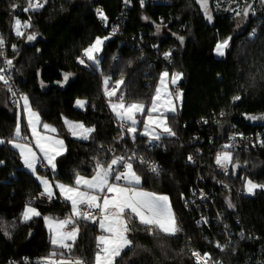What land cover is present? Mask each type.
Listing matches in <instances>:
<instances>
[{
	"label": "trees",
	"instance_id": "trees-1",
	"mask_svg": "<svg viewBox=\"0 0 264 264\" xmlns=\"http://www.w3.org/2000/svg\"><path fill=\"white\" fill-rule=\"evenodd\" d=\"M208 1L211 21L197 0H159L144 7L133 0L122 32L124 44L119 46L120 39L109 38L95 67L83 57V50L96 37L107 36L96 21L95 9L103 6L105 16L113 20L121 11L122 0H47L43 9L29 13L23 11L27 0H0V33L7 42L13 77L39 114L41 127L50 125L65 141L66 150L56 158L54 171L37 167L36 174L50 181L73 185L77 173L92 177L97 161L105 166L111 163L105 146L119 152L130 145L128 133L111 115L102 88L105 78L112 83L123 81L112 100L118 101L122 94L125 104L140 102L148 106L162 72L183 74L181 107L176 114L168 115L176 135L162 137L161 146L149 147L147 137L136 134L139 154L159 163L162 173L153 176L146 168L134 166L143 190L169 197L182 231L175 237L134 231L130 234L133 247L125 250L120 264H195L192 251L208 252L222 264H264V190L253 196L239 193L247 178L264 184V146L233 154V164L238 166L231 164L233 174L228 182L232 190L208 183L226 215L229 251L217 249L209 241V232L197 227L184 208L202 164V174L210 177L219 153L217 145L225 139L229 122L250 130L259 126L246 117L264 115V3L251 0L247 4L252 3L249 24L238 29L235 13L216 12L213 0ZM13 4L18 7L13 9ZM17 18L22 22L31 19L32 27L24 29L22 37L14 31ZM157 26L164 32H157ZM32 33L36 39L30 42L27 36ZM179 37H183V43ZM229 37L225 55L217 58L216 44ZM165 53H171L169 64L162 58ZM78 58L86 63L80 64ZM65 73L71 74L67 82ZM234 96L241 99L233 102ZM77 100L86 101L84 109L76 107ZM20 106L9 103V94L0 81V139L5 141L0 144V264H25V258L47 257L52 249L43 217L66 219L71 213L70 205L63 200L35 203L41 216L21 222L25 205L40 198L42 187L7 143L14 138ZM65 120L94 131L87 140L72 138ZM194 133L204 143L191 142L189 137ZM211 139L213 144L209 145ZM189 156L195 160L189 162ZM227 200L235 207H228ZM79 228L70 256L93 263L98 225L81 220ZM212 232L222 239L215 227Z\"/></svg>",
	"mask_w": 264,
	"mask_h": 264
},
{
	"label": "snow or ice",
	"instance_id": "snow-or-ice-1",
	"mask_svg": "<svg viewBox=\"0 0 264 264\" xmlns=\"http://www.w3.org/2000/svg\"><path fill=\"white\" fill-rule=\"evenodd\" d=\"M46 2L47 0H27V6L24 7L23 11L25 13L37 12L44 8ZM128 2L129 0H125V3ZM197 2L203 9L206 18L211 21L212 15L208 8V0H197ZM261 3H264V0H261ZM141 5H143V0H141ZM17 7L18 5L16 4L12 5L13 9ZM230 10L236 16L243 15L244 17H248L252 11V5H247L242 12L239 9ZM97 11L101 19L106 21L107 17L104 16L103 12L101 10ZM143 19L147 20L148 18L144 17ZM13 27L15 34L18 37H22L24 36L23 29L32 27L31 19L29 18V20L22 22L17 18L14 21ZM157 30L159 31V26H157ZM109 38L107 36L104 38L96 37L95 41L83 50V57L87 61L98 63L96 54L101 51L104 41ZM27 39L29 41L35 40L36 34H29ZM179 39L183 43V37H179ZM230 40L231 38L229 37L216 44L215 52L217 55H225ZM4 46L5 41L0 37V49H3ZM13 49L15 50V46H13ZM3 55V51H0V56ZM164 55L167 58L171 53H165ZM78 62L80 64L86 63L83 58H78ZM4 63L9 68L12 66V60L5 59ZM4 71V68H0V81L5 86H8L9 81L3 74ZM70 75L69 73L64 74L65 82H67ZM182 78V73H173L171 76H169L167 71L161 73L159 85L156 87L155 95L151 99V106L147 109V117L143 124L144 131L142 135L148 136L150 141H159L162 137H173L176 135L168 123V114H174L177 111L174 101L181 100L183 93L171 91L169 84L176 85ZM122 83V80L116 81L115 86L109 90V78H105L103 81L104 94L109 97L110 106L117 119L121 122V127L127 124V132L133 134V139H135L136 126L138 124L136 115L137 113L144 114L145 104L140 102L125 104L123 96L118 98L117 103H112L111 97L116 95ZM9 91H11L10 87ZM13 96H15L14 92ZM20 99L23 100V111L27 117V126L31 131L35 148L39 149V152L42 154V160L46 161L47 166L55 170L56 158L66 150L64 141L54 135L47 134L56 133V129L50 125L44 124L42 126L44 132L41 133L39 131L40 117L38 113L32 110L27 96H21ZM240 99V96H234L233 102ZM85 103L86 101L83 100L76 101L77 106L81 108L85 106ZM223 114L221 113V115ZM246 118L250 120H264V115L247 116ZM65 124L68 126L71 135L79 139L87 140L94 131L93 128H86L82 123H73L65 120ZM26 139L27 137L22 136L21 124L18 118L14 130V138L8 140L7 143L19 150L25 167L35 175L37 164L41 162V157L33 150L30 143L20 142ZM3 143L5 141L0 139V144ZM260 144L264 146V140H261ZM224 147L227 149L232 146L225 145ZM135 158V155L129 158L117 157L112 159L111 163H108L106 166L97 161L94 175L90 179H86L77 173L73 185L62 183L55 185V189L59 190V196L64 201L70 203L71 213L63 220L43 217L49 229L52 251L47 257L40 258L36 264H84V261L80 258L72 259L68 255L72 252L79 236V221L81 220L98 223L102 233L96 237L97 250L94 254L93 264H120V258H122L125 249L133 247V240L130 239V234L134 231L142 229L148 235L154 237H175L182 231L177 217L172 210L168 196L143 191L137 187L141 183V177L134 170L133 163L131 162ZM188 159L191 161L192 157L189 156ZM216 163L221 168H224L225 171L230 164L233 167L238 166L233 164V157L230 151L218 153ZM0 164H3V161H0ZM117 165H122L124 170H117L115 167ZM150 170L153 173H159V169L156 166H152ZM36 179L43 185L40 196L47 197L49 200L54 199L56 192L49 180L39 175H36ZM244 187L246 192L251 195L255 194L256 189H264V184H257L251 179H247ZM228 207L234 208L235 206L229 201ZM40 216L41 213L37 208L31 206V203H29L25 205L21 213V222L27 223L33 218ZM203 222L207 223V220L204 219ZM5 235H8L10 238V233L6 230ZM216 247L223 251L226 246H221L217 243ZM192 257L195 259V264H212V258L209 253L202 255L198 251H192ZM25 264H27V258H25Z\"/></svg>",
	"mask_w": 264,
	"mask_h": 264
},
{
	"label": "built area",
	"instance_id": "built-area-1",
	"mask_svg": "<svg viewBox=\"0 0 264 264\" xmlns=\"http://www.w3.org/2000/svg\"><path fill=\"white\" fill-rule=\"evenodd\" d=\"M159 0H143V5H141V0H139V4L141 6H146L148 4H156L158 3ZM133 4V0H129L128 3H125V0H122V6H121V11L119 14L116 16L115 19L110 20L107 18V20L101 19V17L98 15L97 10H101L105 16V11L103 6H98L95 9V17L98 25L101 27V29L106 32L107 36L110 37L111 39H120L119 46H122L125 42L122 37V32L124 28V24L126 21V16L128 11L131 9ZM46 5V3H45ZM115 29V32H114ZM114 33V34H113ZM0 37H2L0 33ZM3 38V37H2ZM4 39V38H3ZM5 41V39H4ZM143 43L140 41V46H142ZM6 48H7V42L5 41V46L3 49H0V51H3L4 55L0 56V68H4V75L8 78L9 84L8 86H5L8 94H9V103L11 105H21L22 100L20 99L21 96H24V94L21 92L20 87L18 86L16 80L13 77V69L12 67H8L4 61L5 59L11 60L6 53ZM163 60H165L168 64L170 63V56L167 58L165 55L162 56ZM2 82V81H1ZM3 83V82H2ZM4 84V83H3ZM115 86V83H112L111 80H109V90H111ZM9 87L11 88V91H9ZM104 90V86H102ZM120 88V86H119ZM171 91H180L182 92V87H181V82L179 81L176 85H171ZM13 92L15 93V96H13ZM183 93V92H182ZM119 94V89L117 90V93ZM105 95V94H104ZM123 96L120 94V97ZM18 102V103H17ZM206 124L205 122H203ZM118 127L127 132V124L124 127H121V122H117ZM128 138H129V146L123 147L121 151L116 152V150L105 146L104 150L106 151L107 155L111 157V160L117 157H133L135 155V159H133L131 162L133 163V168L134 166H142L147 169V171L153 175V176H159L162 173V167L159 163L154 162L153 160L144 157L139 154L138 147L136 146V135L135 139H133V134L128 133ZM189 140L191 142H197V143H204V139H201L199 134H192L189 137ZM264 140V126H259L258 128L255 129H250V130H243L237 127V124L234 122L230 121L229 122V131L226 134V137L224 140H222L218 145V150L219 153L224 152V151H230L232 153V157L234 153L237 152H243V153H250L255 150H257L259 147H261L260 141ZM148 141V146L149 147H158L161 146V140L159 141H150L147 138ZM210 142L209 145L213 144L212 139L208 140ZM225 145H231V148H225ZM218 154V153H217ZM217 156V155H216ZM216 156L215 160L213 162L212 168L210 170V177L206 178L202 174V169L205 167V164H202L199 168L198 175L196 177L195 184L192 186V188L189 191V194L184 200V208L187 212H189L192 215V218L201 230L208 231L209 232V241H211L215 247L217 243H219L221 246H226L224 247L223 251H229V245L231 244V237H230V231H229V225L226 223V215L223 211H221L220 207L217 205V200L216 196L213 193V189L208 187V183L210 185L215 184L218 188L223 189L225 191H230L232 190V187L230 183L228 182L229 178L232 176V169H231V164L227 166V170L225 171L224 168H221L219 165L216 163ZM192 160L189 162H193L195 160L194 156H191ZM144 161V162H142ZM146 162V163H145ZM152 166H156L159 169V173H153L150 169ZM117 170L123 171V166L122 165H117L115 166ZM242 179V178H241ZM121 183H123L121 181ZM239 193L242 195L244 194V190H240ZM230 200H227L226 203L228 205V202ZM32 205L35 204V201L31 203ZM206 219L207 223H204L203 220ZM199 222V223H198ZM98 225V223H95ZM215 227L216 231L220 235H222V239H219L216 234L212 232V228ZM71 228V226H69ZM217 248V247H216ZM52 249V245H51ZM219 249V248H217ZM97 248L95 247L94 249V254L96 252ZM220 250V249H219ZM221 251V250H220ZM199 252V251H198ZM208 253V252H207ZM71 254V253H70ZM68 254V255H70ZM203 255V253H201ZM210 254V253H209ZM233 254H236L233 252ZM211 255V254H210ZM72 258V257H71ZM212 258V257H211ZM40 259V258H39ZM39 259H27V264H36V262ZM75 259V258H72ZM81 260L84 261V264H93L91 263L87 258H81ZM195 260V259H194ZM25 263V259L23 260ZM222 264L221 261H215L212 259V264ZM5 264H17V262H9Z\"/></svg>",
	"mask_w": 264,
	"mask_h": 264
},
{
	"label": "rangeland",
	"instance_id": "rangeland-1",
	"mask_svg": "<svg viewBox=\"0 0 264 264\" xmlns=\"http://www.w3.org/2000/svg\"><path fill=\"white\" fill-rule=\"evenodd\" d=\"M259 1H261V0H259ZM249 2H251V0H213V7H214V9H215V11L216 12H231V13H234L233 11H231L230 9H239L241 12L243 11V9H244V6L245 5H247ZM208 6H209V1H208ZM236 16V15H235ZM249 16H250V13H249V15H248V18H249ZM237 17V21H238V24L240 25L239 26V28H241V26H243L246 22V18L247 17H244L243 15H241V16H236ZM24 30V29H23ZM161 31L162 32H164V30H163V28H160L159 27V31L157 30V32H159V33H161ZM250 36H252V34H250L249 35V37ZM108 37V36H107ZM102 38H104V37H102ZM108 40V39H107ZM107 40H105L104 41V44H105V42L107 41ZM31 42V41H30ZM104 44L102 45V49H103V46H104ZM102 49H101V51L99 52V53H97L96 55H97V60H98V62H99V59H100V57H101V52H102ZM227 50V49H226ZM226 52V51H225ZM214 54H215V56L217 57V58H221V57H223V56H219V55H217L216 54V52L214 51ZM89 63H91L93 66H95V67H98V63H93V62H91V61H88ZM169 76H171V74H169ZM159 82H160V78H159V81H158V84L156 85V87L159 85ZM121 85V84H120ZM169 89L171 90V84H169ZM155 90H156V88H155ZM155 90H154V93H153V96L155 95ZM104 91V90H103ZM106 96V95H105ZM106 98L108 99V106H109V109H110V112H111V115H112V117H113V119L116 121V122H120L118 119H117V117H116V115H115V113L112 111V108H111V106H110V101H109V97H107L106 96ZM28 101H29V99H28ZM84 101V100H83ZM111 102L112 103H117L118 101H114V100H112V97H111ZM174 103H175V106H176V108H177V111L174 113V114H176L178 111H179V109H180V107H181V100H176V101H174ZM29 104H30V102H29ZM85 105H86V103H85ZM30 106H31V104H30ZM151 106V102H150V104L148 105V106H146V104H145V112H144V114H139V113H137V115H136V119H137V121H138V124H137V132H136V134H139V135H141V136H144V135H142V133H143V131H144V127H143V124H144V121L146 120V117H147V109L149 108ZM76 107L78 108V109H84V107L83 108H81V107H79V106H77V104H76ZM31 108H32V106H31ZM32 110L34 111V112H36L33 108H32ZM37 113V112H36ZM39 115V114H38ZM153 115H155V114H153ZM168 115H173L172 113H169ZM40 117V116H39ZM18 118H19V121H20V124H21V133H22V136H24V137H27V139L26 140H21L20 142L21 143H30L31 144V146L33 147V150L34 151H36V153H37V155L38 156H40L41 157V162L40 163H38L37 164V167L40 165V166H42V165H45V167L47 168V169H50V170H52V171H54L53 169H51V167H49V166H47V164H46V161H43L42 160V154L39 152V149H37V148H35V143H34V140L32 139V136H31V131H30V129L28 128V126H27V117H26V114L24 113V111H23V100H22V104H21V106H20V109H19V113H18ZM70 122H72V121H70ZM73 123H76V122H73ZM168 123H169V121H168ZM66 127H67V129H68V126L66 125ZM87 128V127H86ZM26 129V130H25ZM23 130H25V134L23 133ZM39 131L41 132V133H43L44 132V130H43V127H41V118H40V127H39ZM157 131H159V129H157ZM68 132H69V130H68ZM48 135H54V136H56L58 139H62L63 141H64V139L63 138H61V137H59L56 133H47ZM131 134V133H130ZM135 134V135H136ZM69 135L72 137V138H75V139H78V140H84V139H79V138H77V137H74V136H72L71 135V133L69 132ZM145 137H147L149 140H150V138L148 137V136H145ZM64 145H65V141H64ZM10 146L12 147V145L10 144ZM15 151H17L18 153H19V150L18 149H16V148H14V147H12ZM65 152V151H64ZM63 152V153H64ZM20 155V154H19ZM20 158H21V156H20ZM21 162H22V164H23V166H24V168H25V170H27L28 172H30V173H32L28 168H26L25 167V165H24V163H23V160H22V158H21ZM248 179V178H247ZM246 179V180H247ZM245 180V181H246ZM141 185H142V180H141V183H140V185H138L137 187H139L141 190H143L142 188H141ZM259 189H256L255 190V193L258 191ZM264 190V189H263ZM143 191H145V190H143ZM148 192V191H147ZM244 194L246 195V196H253L254 194H248L247 192H246V190H245V187H244ZM35 201V203H38V201H36V200H34ZM169 201H170V199H169ZM33 201H30L29 203H32ZM171 203V202H170ZM31 206H33L32 204H31ZM34 207V206H33ZM171 207H172V205H171ZM172 210H173V208H172ZM174 212V211H173ZM53 219H55V218H53ZM55 220H63V219H55ZM45 221V220H44ZM45 226H46V229H47V231H48V233H49V229H48V226L46 225V223H45ZM98 229H99V235H101L102 233H101V230H100V228H99V225H98ZM50 234V233H49ZM98 235V236H99ZM126 250V249H125Z\"/></svg>",
	"mask_w": 264,
	"mask_h": 264
},
{
	"label": "crops",
	"instance_id": "crops-1",
	"mask_svg": "<svg viewBox=\"0 0 264 264\" xmlns=\"http://www.w3.org/2000/svg\"><path fill=\"white\" fill-rule=\"evenodd\" d=\"M42 168H46L45 167V165H42L41 166ZM33 174V173H32ZM36 175L37 174H35V177H36ZM41 177V176H40ZM43 178H45V177H43ZM86 179H90L91 177H85ZM47 179V178H46ZM48 180V179H47ZM39 183H40V181L39 180H37ZM49 182L53 185V188H54V191H58V194H59V190L58 189H55V185L57 184V183H61V182H58V181H50L49 180ZM63 184V183H62ZM40 185H41V187H42V190H43V185L40 183ZM63 200V198H61L60 196H57L56 195V197L54 198V199H52V200H49L47 197H41L40 196V198H38V199H36V201H38V203H40V204H47V203H49V202H51V201H54V200ZM64 201V200H63ZM66 202V201H65ZM66 203H68V202H66ZM69 205H70V203H68ZM70 208H71V206H70Z\"/></svg>",
	"mask_w": 264,
	"mask_h": 264
},
{
	"label": "water",
	"instance_id": "water-1",
	"mask_svg": "<svg viewBox=\"0 0 264 264\" xmlns=\"http://www.w3.org/2000/svg\"><path fill=\"white\" fill-rule=\"evenodd\" d=\"M250 5H252V3H250ZM249 24V21L246 23V28ZM261 116V115H258ZM254 122L255 125L257 126H264V120H252ZM238 169H235V176L237 175Z\"/></svg>",
	"mask_w": 264,
	"mask_h": 264
},
{
	"label": "flooded vegetation",
	"instance_id": "flooded-vegetation-1",
	"mask_svg": "<svg viewBox=\"0 0 264 264\" xmlns=\"http://www.w3.org/2000/svg\"><path fill=\"white\" fill-rule=\"evenodd\" d=\"M246 23L248 22V17L246 18V21H245ZM238 29H240V28H238ZM238 32H242V31H238Z\"/></svg>",
	"mask_w": 264,
	"mask_h": 264
}]
</instances>
